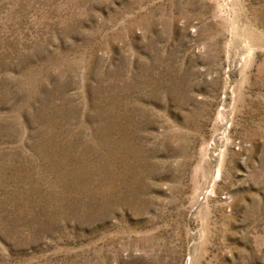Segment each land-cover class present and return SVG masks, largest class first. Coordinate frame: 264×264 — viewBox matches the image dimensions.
<instances>
[{
	"label": "rangeland",
	"instance_id": "1",
	"mask_svg": "<svg viewBox=\"0 0 264 264\" xmlns=\"http://www.w3.org/2000/svg\"><path fill=\"white\" fill-rule=\"evenodd\" d=\"M0 264H264V0H0Z\"/></svg>",
	"mask_w": 264,
	"mask_h": 264
}]
</instances>
